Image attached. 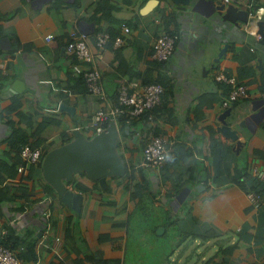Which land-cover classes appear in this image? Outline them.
Listing matches in <instances>:
<instances>
[{"label":"crops","instance_id":"obj_1","mask_svg":"<svg viewBox=\"0 0 264 264\" xmlns=\"http://www.w3.org/2000/svg\"><path fill=\"white\" fill-rule=\"evenodd\" d=\"M221 3L0 0V162L15 155L16 142L48 151L70 141L75 128L91 136L85 126L92 115L116 107L129 79L164 85L152 120L141 115L121 128L115 119L125 172L107 176L105 187L83 172L66 184L82 195L78 208L58 198L41 169L30 172L35 163H23L22 171L20 163L9 170L0 163V241L12 235L20 264H135L144 241L160 248L159 264H264V41L253 34L255 21H264V0L232 2L263 11L241 28L210 12ZM71 29L85 34L93 50L97 32L122 37L94 59L102 98L73 70L89 64L66 51ZM163 31L175 44L159 62L152 43ZM217 72L246 84L248 95L224 107L231 86ZM228 107L239 146L217 130ZM155 135L170 141L169 151L158 169H147L141 153ZM28 244L31 257L24 254Z\"/></svg>","mask_w":264,"mask_h":264},{"label":"built area","instance_id":"obj_2","mask_svg":"<svg viewBox=\"0 0 264 264\" xmlns=\"http://www.w3.org/2000/svg\"><path fill=\"white\" fill-rule=\"evenodd\" d=\"M237 0H223L224 3H232ZM259 13L248 11L249 19L255 21L260 17ZM122 29L127 33L130 28L123 24ZM253 34L260 38V34L253 31ZM52 34L45 36L46 40H51ZM96 49L93 50L86 39V35L77 32L75 29L69 31V39L65 44L67 52L74 54L80 62L89 64L88 68L81 69L78 65H73L75 73L84 77L85 87L88 92L103 97L101 86V75L94 65V59L102 55L107 49V43L111 41L112 47L117 48L121 42V36L111 39L108 31H100L95 34ZM175 36L165 31L160 32L152 43V57L156 61H166L173 52ZM215 78L231 86L227 100L223 101V106H228V101H233L248 95V86L236 81L234 76H227L224 72H217ZM164 87L159 83L142 84L137 79H131L121 83L117 94V105L109 109L99 108L91 117L90 122L85 126L91 129V134L104 130L109 121L124 113L130 117L144 116L147 120L153 119V109L161 104ZM170 141L165 136H152L144 145L141 153L140 165L147 169H158L166 160L169 151ZM20 154L24 163L36 162L41 154L39 149H32L25 144L21 147ZM24 165L18 166V171L24 169ZM252 200L259 203L262 200L260 194L253 195ZM241 228V227H239ZM59 240V237H57ZM0 264H20L13 250L0 244Z\"/></svg>","mask_w":264,"mask_h":264},{"label":"water","instance_id":"obj_3","mask_svg":"<svg viewBox=\"0 0 264 264\" xmlns=\"http://www.w3.org/2000/svg\"><path fill=\"white\" fill-rule=\"evenodd\" d=\"M178 3L180 0H174ZM183 1V0H181ZM185 10L184 7H182ZM216 12L222 21H227L237 28L248 24L252 20L248 17V11L237 7L233 3H221L214 5L210 12ZM256 32L260 34L259 40L264 41V21H255ZM226 45L218 55L223 54ZM21 81H14V89H19ZM65 109H70L64 106ZM232 114L231 108L223 110L219 116L217 130L225 137L235 141L240 145L237 129L231 127L227 121V116ZM73 138L66 143L49 149L41 161V172L45 181L52 186L58 198L78 208V203L82 195L67 187V183L77 172H83L88 178L99 181L102 187L106 186L107 176L122 175L125 168L119 152L117 151V140L119 130L115 119L109 121L104 130L95 133L90 137L78 128L73 129ZM159 230V229H158Z\"/></svg>","mask_w":264,"mask_h":264},{"label":"trees","instance_id":"obj_4","mask_svg":"<svg viewBox=\"0 0 264 264\" xmlns=\"http://www.w3.org/2000/svg\"><path fill=\"white\" fill-rule=\"evenodd\" d=\"M122 38V37H121ZM113 39V38H112ZM109 43H111V41H109ZM122 43V42H121ZM121 45V44H120ZM119 45V46H120ZM111 46H112V44H111ZM151 53H152V51H151ZM81 75V74H80ZM81 79L83 80V84H84V86H85V82H84V77L81 75ZM130 80V79H129ZM140 81V80H139ZM142 84H148V83H159V84H161L163 87H164V85L161 83V82H159V81H150V82H143V81H140ZM164 93V92H163ZM163 96V95H162ZM161 103H162V99H161ZM161 105V104H160ZM160 105H158L157 107H159ZM157 107H155L154 109H153V111L157 108ZM134 119V117H130L125 111H124V113H121V114H119L117 117H116V120H117V122L119 123V125H120V127L122 128V127H124V126H126L130 121L129 120H133ZM131 123H129L128 125H130ZM88 137H90V135L88 136ZM9 141H11V139H9ZM23 142V141H22ZM25 142H26V140H25ZM25 142H23V144L19 147V145L17 144L18 142H16L14 145H13V148H15L16 149V151H15V155L11 158V160L10 161H1L0 163H2L3 164V169H5V170H9L10 168L12 169L16 164L17 165H19V163L20 164H23L24 163V160L22 159V157H21V154H20V150H21V147L23 146V145H25V144H27V145H29L32 149H35V147H34V144L33 143H25ZM25 143V144H24ZM47 151H41V154H40V157H39V159L36 161V162H33V163H35V165H32L31 164V166H30V168H29V170H30V172L31 173H33V170H39V169H41V161H42V158H43V156H44V154L46 153ZM25 164V163H24ZM0 167H1V165H0ZM8 172H6V174H7ZM73 179V178H72ZM73 180H71L70 182H72ZM75 185H76V187H77V189L78 190H82V191H84L86 188L81 184V183H78V182H75ZM242 186H244L243 184H241ZM259 185V183L257 182V183H254V185H253V187L252 188H254V191H257L258 189H256L257 188V186ZM251 188V189H252ZM255 194H257V193H255ZM13 237H12V235H7L5 238H3V239H1V241H0V243L2 244V245H4V246H7V247H9V248H11L14 252H15V254H16V256L19 258L20 257V253H18V252H16L15 251V249H14V245H13V242H15L16 240H14V239H12ZM24 254H25V257H31V255L33 256V245L32 244H28L27 245V249H26V251L24 252Z\"/></svg>","mask_w":264,"mask_h":264},{"label":"rangeland","instance_id":"obj_5","mask_svg":"<svg viewBox=\"0 0 264 264\" xmlns=\"http://www.w3.org/2000/svg\"><path fill=\"white\" fill-rule=\"evenodd\" d=\"M144 242H145L144 247L136 248L138 252L137 251L135 252L141 256V261L135 264H159L157 259L159 258L158 254L160 248L157 246V244L154 241H150L149 243H147L146 241ZM169 246L170 248L173 247L171 244ZM169 264H173V262L170 261Z\"/></svg>","mask_w":264,"mask_h":264},{"label":"clouds","instance_id":"obj_6","mask_svg":"<svg viewBox=\"0 0 264 264\" xmlns=\"http://www.w3.org/2000/svg\"><path fill=\"white\" fill-rule=\"evenodd\" d=\"M93 134H95V133H93ZM93 134H91V135H93ZM7 247V246H6ZM9 248V247H8ZM11 249V248H10ZM12 250V249H11ZM14 252V251H13ZM16 255V254H15ZM17 257V256H16ZM18 258V257H17ZM19 259V258H18ZM20 261V260H19Z\"/></svg>","mask_w":264,"mask_h":264}]
</instances>
